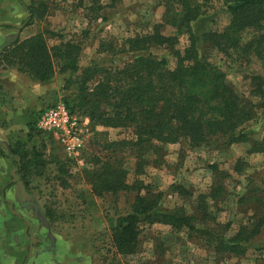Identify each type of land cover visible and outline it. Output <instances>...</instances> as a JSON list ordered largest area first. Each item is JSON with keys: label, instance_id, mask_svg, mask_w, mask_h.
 Masks as SVG:
<instances>
[{"label": "rangeland", "instance_id": "rangeland-1", "mask_svg": "<svg viewBox=\"0 0 264 264\" xmlns=\"http://www.w3.org/2000/svg\"><path fill=\"white\" fill-rule=\"evenodd\" d=\"M22 1L28 8L41 10L42 16L35 15L30 24L24 25L30 13L20 1L0 0V24L21 25L5 29L18 28L19 39L42 31L50 47L59 48V43L71 41L80 48L76 71L60 72L59 60L55 59L50 82L43 88L37 87L38 93H28L24 103L28 124L33 113L49 103L59 99L71 105L78 103L79 78L88 69H98L86 82L92 87L101 69L121 67L140 53L163 57L173 67L176 50L182 51L189 43L187 28L180 21L185 2L192 8L198 6V14L190 21L195 34L205 29L219 30L228 22V0ZM154 25H159L161 34L177 37L173 47L151 44L140 51L128 50L126 39L146 34ZM250 38L248 32L241 35V41ZM198 50L242 97L249 93L252 75L264 77V59H247L238 48L224 51L201 42ZM9 68L17 71L13 66L0 64V107L13 108L15 118L22 121L25 115L18 111L23 104L19 100L20 89L14 74L4 76ZM263 119L261 110H257L254 117L242 124L249 132L246 142L225 144V140L217 139L191 147L185 140L136 143L132 128L107 127L88 118L84 125L85 148L76 159L68 156L52 137L36 134L29 138L28 147L34 145L45 163L42 174H28L29 188L43 203L62 238L82 251L87 250L92 264H264V227L244 245L242 254L215 250L219 239L225 241L241 226H247L248 234L253 228L252 218L264 215V152L249 151L252 142L263 134ZM21 127L22 124L14 125L17 134L22 132ZM26 130L29 131L28 125ZM94 157L121 162L130 188L94 195L83 176V169L94 163ZM218 183L224 186L221 196L202 197ZM138 193L159 195V211L191 216L193 228L161 222L145 224L136 244L129 248L131 251L119 252L113 241L117 219L130 211ZM58 261L65 263L61 257Z\"/></svg>", "mask_w": 264, "mask_h": 264}, {"label": "trees", "instance_id": "trees-1", "mask_svg": "<svg viewBox=\"0 0 264 264\" xmlns=\"http://www.w3.org/2000/svg\"><path fill=\"white\" fill-rule=\"evenodd\" d=\"M19 1L30 13L24 25L30 24L35 15L42 16L41 10L28 8L22 0ZM187 2L180 21L187 28L189 43L182 51L176 50L173 67L163 57L140 53L121 67L101 69L92 87H88L86 82L98 69H88L79 78L78 103L71 105L67 102L70 109L75 111L77 108L79 114L81 111L91 122L103 126L130 127L135 142L140 144L154 140L162 144L185 140L189 146L196 147L217 139L225 140V144L248 141L249 132L242 124L254 117L257 110L264 115V77L252 75L249 93L242 97L216 66L200 56L198 46L205 42L224 51L238 48L247 59H264V0H228L225 7L227 24L219 30L205 29L200 34H195L190 27V21L198 14V6L192 8ZM0 26L14 25L1 23ZM180 30L181 26L178 27ZM247 32L251 38L241 41V35ZM176 39V36L161 34L159 25H154L146 34L128 38L126 42L128 50L140 51L151 44L173 47ZM79 49V45L71 41L59 43V48L50 47L41 31L22 39L16 38L0 49V64L13 66L33 80L44 82L50 80L55 72V59L59 60L60 72L76 71ZM262 126L263 134L252 142L250 153L264 152V119ZM28 130L27 139L18 141L12 149L18 158L16 164L26 189L28 174L40 175L45 166L35 146L27 145L29 138L37 134L30 122ZM0 155L7 156L1 149ZM93 160L90 167L83 169V176L94 195L130 188L126 182L127 171L121 162L99 157ZM146 187L149 189L148 184ZM223 191L224 186L218 183L202 197L216 199ZM158 198L159 195L136 194L130 211L117 219L113 241L119 252H128L136 244L145 224L161 222L170 223L173 227L184 225L193 228L191 216L159 211ZM203 208L205 211V206ZM252 219L253 228L248 234L247 226H241L225 241L219 239L215 250L242 254L246 248L244 245L264 227V215Z\"/></svg>", "mask_w": 264, "mask_h": 264}, {"label": "crops", "instance_id": "crops-1", "mask_svg": "<svg viewBox=\"0 0 264 264\" xmlns=\"http://www.w3.org/2000/svg\"><path fill=\"white\" fill-rule=\"evenodd\" d=\"M18 28L13 31L0 27V49L20 37ZM4 74L6 77L14 74L16 87L21 93L18 99L23 102L18 111L25 118L17 120L13 108L5 110L0 107V149L7 155H0V264H60V257L65 262L63 264H74L76 261L92 264L87 250L82 251L67 238H62L29 184L28 189L25 188L18 172L17 157L12 150L19 140L24 141L28 137V108L24 104L29 98L28 93H38L35 89L43 88L50 81L33 80L10 68ZM15 124H22V132L16 133ZM21 133L23 136L19 135Z\"/></svg>", "mask_w": 264, "mask_h": 264}, {"label": "built area", "instance_id": "built-area-1", "mask_svg": "<svg viewBox=\"0 0 264 264\" xmlns=\"http://www.w3.org/2000/svg\"><path fill=\"white\" fill-rule=\"evenodd\" d=\"M88 117L72 111L63 99L45 105L33 113L30 123L37 134L52 137L65 153L80 157L85 148Z\"/></svg>", "mask_w": 264, "mask_h": 264}, {"label": "flooded vegetation", "instance_id": "flooded-vegetation-1", "mask_svg": "<svg viewBox=\"0 0 264 264\" xmlns=\"http://www.w3.org/2000/svg\"><path fill=\"white\" fill-rule=\"evenodd\" d=\"M10 24H12V23H10ZM14 26H16V24H13ZM17 27V26H16Z\"/></svg>", "mask_w": 264, "mask_h": 264}, {"label": "water", "instance_id": "water-1", "mask_svg": "<svg viewBox=\"0 0 264 264\" xmlns=\"http://www.w3.org/2000/svg\"><path fill=\"white\" fill-rule=\"evenodd\" d=\"M16 26H21V25H16Z\"/></svg>", "mask_w": 264, "mask_h": 264}]
</instances>
